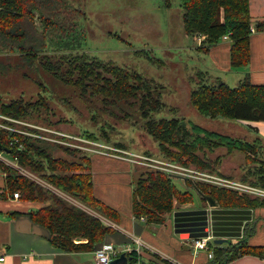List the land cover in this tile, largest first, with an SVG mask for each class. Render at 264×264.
I'll return each instance as SVG.
<instances>
[{"label":"trees","instance_id":"16d2710c","mask_svg":"<svg viewBox=\"0 0 264 264\" xmlns=\"http://www.w3.org/2000/svg\"><path fill=\"white\" fill-rule=\"evenodd\" d=\"M58 1L60 0H0V41L10 42L11 49L14 48L13 44H17V49L29 62L39 58L40 66L54 78L76 87L83 96L100 97L105 108L118 106L120 103L138 105V110L145 117V130L158 142L160 152L167 159L221 172L218 166L222 162V156L212 159L208 153L219 147H226L228 153L241 151L245 154L247 164L254 165L247 168L242 180L264 186V150L260 138L249 140L223 134L197 122L187 123L184 116L155 119L151 116L152 112L162 109L164 105L159 84L135 69L80 51L72 38L58 37L55 40L57 47H54L56 54L44 53L39 56V49L46 44L45 32L42 33L38 46L28 39L34 29L35 13L38 11L41 14L44 31L54 27L62 28L63 20L57 16L59 12L47 8L49 14H45L44 9L47 4ZM180 5L183 9L185 32L188 35H205L199 49L208 51L224 35H228L231 42V67H242L249 63L252 24L250 0H180ZM257 27L261 29L263 24L259 23ZM25 42L29 44L26 45ZM206 80L209 79L202 77L190 92V103L197 113L211 119L250 123L264 121V83H253L249 76L237 86H231L219 77L211 82ZM42 111L47 115L54 114L43 94L36 100L18 97L10 101H4L0 94V113L5 116L31 121L33 116L41 115ZM2 121L18 126L6 119ZM249 126L251 129L255 128L251 124ZM25 128L38 131L37 128L26 125ZM58 148L74 156L79 152L78 159L57 156L54 151ZM78 150L52 144L45 138L0 125V152L96 212L91 213L70 203L14 165L0 160V198H13L14 193L18 192L19 200L38 202L40 206L29 211L31 218L50 230V242L53 246L66 252L96 250L104 237L115 231L111 222L119 223L121 220L120 211L96 195L92 159ZM134 182L132 212L138 218L144 216L148 221L161 223L176 202L183 204L194 200L190 190L180 189L172 175L159 169H143ZM192 184L202 194L211 195L223 206L264 207L262 197L241 194L203 182ZM76 238L81 240L75 241ZM213 252L210 264H225L244 254L264 258V244H252L247 238H242L223 246L215 244ZM126 254L131 257L129 262L174 264L157 254H152L150 259L140 257L136 251Z\"/></svg>","mask_w":264,"mask_h":264},{"label":"rangeland","instance_id":"374dc122","mask_svg":"<svg viewBox=\"0 0 264 264\" xmlns=\"http://www.w3.org/2000/svg\"><path fill=\"white\" fill-rule=\"evenodd\" d=\"M47 8L59 12L57 16L63 20V24L62 28L54 27L44 31L41 14L36 11L34 29L28 39L38 46V41L45 32L46 44L39 49V56L44 53L56 54L54 47H57L55 40L58 37L72 38L80 51L135 69L159 84L164 105L162 109L152 112L151 116L155 119L184 116L187 123L197 122L223 134L243 136L239 133L242 127L236 123L245 121L204 117L190 103L191 89L199 84L202 77L210 82L219 77L229 85L237 86L245 75L242 67H217L211 57L198 48L203 45V41L199 43L197 39L200 33L188 35L185 32L180 0H60L47 4L45 14H49ZM11 46L10 42L0 41V94L4 101L18 97L36 100L43 94L54 114L47 115L42 111L41 115L33 116V120L24 121L0 113L1 126L45 138L52 144L79 149L91 159L94 154H100L104 158L128 161L139 172L145 168L159 169L164 162L196 167L171 161L162 155L158 142L144 128L145 117L138 110V105L120 103L118 106L105 108L100 97L81 95L79 89L62 83L45 71L40 66L39 58L29 62L17 49V44H13L12 49ZM3 119L15 122L18 126L4 123ZM25 125L37 128L38 131L26 130ZM54 152L57 156L69 159L77 160L79 156V152L74 156L59 148ZM0 154L6 157L4 153ZM229 154L226 147L209 152L212 159L222 156V162L218 166L221 172L205 170L244 181L242 177L245 171L254 165L247 164L245 154L241 151H236L231 157H228ZM234 162L242 163L241 168H233ZM25 174L70 203L96 213L36 173L27 170ZM172 176L180 189L190 190L198 198L192 182L203 181H193L177 174Z\"/></svg>","mask_w":264,"mask_h":264},{"label":"crops","instance_id":"0c3cea01","mask_svg":"<svg viewBox=\"0 0 264 264\" xmlns=\"http://www.w3.org/2000/svg\"><path fill=\"white\" fill-rule=\"evenodd\" d=\"M250 13L252 23L264 24V0H250ZM230 47V39L223 38L205 52L217 67L231 69ZM250 47L251 58L247 65L242 66V73L253 83H264V30L251 33ZM236 124L242 127L239 133L243 138H260L264 150V121ZM249 124L255 128L251 129ZM234 163L233 168H241L242 163ZM92 170L96 195L121 213L120 222H112L115 231L107 234L101 244L112 243L123 249L134 247V235L148 245L138 251L140 257L150 259L152 254H157L181 264H210L207 251L194 252L193 240L198 237L211 235L213 241L227 238L232 242L247 238L252 244H264V207L223 206L215 199L216 203L211 204L196 190L198 198L194 196L190 203L176 202L173 209L165 214V220L157 223L135 217L132 212L134 179L139 172L137 167L128 161L94 154ZM38 206V202L0 198V257L4 256L0 264H94V251L66 252L52 245L50 230L35 222L29 214ZM225 264H264V258L244 254Z\"/></svg>","mask_w":264,"mask_h":264},{"label":"built area","instance_id":"2783aa9c","mask_svg":"<svg viewBox=\"0 0 264 264\" xmlns=\"http://www.w3.org/2000/svg\"><path fill=\"white\" fill-rule=\"evenodd\" d=\"M258 24L252 23L250 26L251 33H255L259 30H264V24L261 29L257 27ZM224 39H230L228 35L223 36ZM222 38V39H223ZM197 39L199 40V43L202 42L205 39L204 34L197 35ZM0 159H3V161H8V163L14 165L16 168H18L20 171L25 173L27 170L20 167L15 161H12L8 159L7 157L0 154ZM159 169H163L166 172H170V174H177L183 178H191L194 180H199L203 182H207L211 185H215L218 187H223L227 189L235 190L241 194H248L251 196H257L264 198V187L255 185L249 182L237 180L235 178L224 176L221 174H217L205 169H200L197 167H187L182 166L180 164L170 163V162H164V164L160 165L158 167ZM13 198H19V193L15 192ZM140 218L145 219L144 216H141ZM112 224V223H111ZM114 225V224H112ZM133 241L135 242V246H128L125 249L118 248L112 243H104L101 244L96 250H94V264H110L111 260L117 256H119L122 252H130V251H141L142 248L148 247V245L140 238L136 236H132ZM80 238H76L75 241H80ZM216 243L213 241L212 236H205V237H198L193 240V247L194 252L204 250L207 251L208 256L210 259L213 258L214 252H213V246ZM150 247V246H149ZM0 260H4V256L0 257ZM174 264H181L179 262H176L174 260H169Z\"/></svg>","mask_w":264,"mask_h":264},{"label":"water","instance_id":"95a60500","mask_svg":"<svg viewBox=\"0 0 264 264\" xmlns=\"http://www.w3.org/2000/svg\"><path fill=\"white\" fill-rule=\"evenodd\" d=\"M199 193H201L198 189H196ZM202 194V193H201ZM204 197H206L211 204H215V200L211 195L208 194H202ZM214 242L216 244H223V243H231L232 240L227 238H216L214 239ZM130 256L126 254V252H122L119 254V256L113 258L110 262V264H127L130 260Z\"/></svg>","mask_w":264,"mask_h":264}]
</instances>
